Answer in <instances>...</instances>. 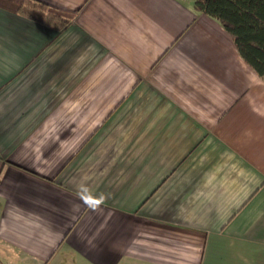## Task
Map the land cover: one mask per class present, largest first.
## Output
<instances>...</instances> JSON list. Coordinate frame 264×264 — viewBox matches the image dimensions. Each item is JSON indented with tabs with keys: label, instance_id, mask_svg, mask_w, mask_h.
Listing matches in <instances>:
<instances>
[{
	"label": "crops",
	"instance_id": "obj_1",
	"mask_svg": "<svg viewBox=\"0 0 264 264\" xmlns=\"http://www.w3.org/2000/svg\"><path fill=\"white\" fill-rule=\"evenodd\" d=\"M33 1L65 21L0 5V264H264V80L221 23Z\"/></svg>",
	"mask_w": 264,
	"mask_h": 264
},
{
	"label": "trees",
	"instance_id": "obj_2",
	"mask_svg": "<svg viewBox=\"0 0 264 264\" xmlns=\"http://www.w3.org/2000/svg\"><path fill=\"white\" fill-rule=\"evenodd\" d=\"M194 4L198 11L221 23L240 56L264 80V0H195ZM0 5L40 21H55L58 25L65 21L45 4L33 0H0Z\"/></svg>",
	"mask_w": 264,
	"mask_h": 264
}]
</instances>
